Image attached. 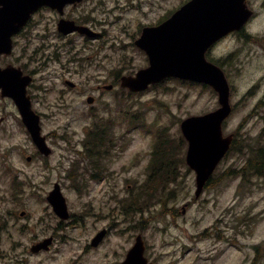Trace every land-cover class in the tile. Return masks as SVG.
I'll return each instance as SVG.
<instances>
[{"label":"rangeland","instance_id":"rangeland-1","mask_svg":"<svg viewBox=\"0 0 264 264\" xmlns=\"http://www.w3.org/2000/svg\"><path fill=\"white\" fill-rule=\"evenodd\" d=\"M186 1L84 0L69 18L88 17L99 38L55 39L56 26L47 22L53 11L37 14L43 24L35 21L16 38L0 65L34 71L32 103L53 150L38 151L13 103L7 102L16 114L0 108V264H120L129 237L134 243L140 233L154 264H264V173L246 170L264 145V0H252L256 13L244 33L226 36L210 53L231 84L234 109L224 134L237 132L236 147L199 197L196 173L184 161L173 167L174 183L159 186L148 201L139 198L146 183L154 185L149 167L158 132L178 144L182 120L219 107L208 85L167 78L136 92L120 82L149 64L135 44L143 27ZM96 125L107 126L110 139L94 146L92 158L87 145ZM57 182L68 205L64 220L47 200ZM36 235L54 237L50 252L30 254Z\"/></svg>","mask_w":264,"mask_h":264},{"label":"water","instance_id":"water-1","mask_svg":"<svg viewBox=\"0 0 264 264\" xmlns=\"http://www.w3.org/2000/svg\"><path fill=\"white\" fill-rule=\"evenodd\" d=\"M81 1L83 0H0V57L2 54H12L13 36L21 31L32 14L40 8L51 7L63 14L67 4ZM252 14L247 0H190L160 25L143 29L136 44L146 51L150 65L138 70L135 75L121 77L122 87L131 91L145 90L150 84L167 77L206 83L218 91L221 106L217 110L188 117L181 124L189 141L187 162L196 171V197L202 194L232 141L231 136L224 137L222 129L223 121L232 111L230 85L223 69L209 61L206 52L219 39L240 29ZM58 29L66 35L75 31L89 36L99 34L88 26L79 25L75 20L66 18L59 21ZM31 80L30 75L23 76L20 67H0L2 95L13 98L33 142L42 154L49 156L52 148L48 145L47 137L42 134L40 115L32 109V102L27 95V86ZM68 84L74 86L71 81ZM106 88L111 89L113 85H106ZM93 101L94 97H89L88 102ZM48 200L58 216L62 219L69 217L67 200L59 183H55ZM105 234L106 231H101L94 238L93 245H98ZM51 241L50 237L33 250L48 248ZM144 251V242L139 236L122 264H153L148 263Z\"/></svg>","mask_w":264,"mask_h":264},{"label":"flooded vegetation","instance_id":"flooded-vegetation-1","mask_svg":"<svg viewBox=\"0 0 264 264\" xmlns=\"http://www.w3.org/2000/svg\"><path fill=\"white\" fill-rule=\"evenodd\" d=\"M249 1V3H250V5H251V2H252V0H248ZM80 3H78V4H75V5H70V6H68L67 7V11H65V18H67V19H72V18H69V16H70V14H69V10L70 9H73V8H76L78 5H79ZM47 11V13H50L49 11H53L54 12V14H52V13H50L51 14V16H50V19H48L47 20V22H49V24H55V26H56V30L55 31H53L52 33H51V35L56 39V38H61V37H65V38H67V36H72V35H81V36H84V34H82V33H80L79 31H75V32H72V33H70V34H64V33H62V32H60V30L58 29V23H59V21H60V19L62 18V16H60L61 14L56 10V9H52L51 7H47V6H44V7H42V8H40L38 11H36L34 14H33V16L30 18V20L28 21V23L26 24V26H24L22 29H21V31L18 33V34H15L14 35V48H15V41H16V38L18 37V36H23L30 28H31V25L35 22V21H37L39 24H38V26L39 25H42L43 24V22H41L38 18H36V15L37 14H39V15H41V14H43L44 12H46ZM56 16H59V17H56ZM72 20H75L76 21V23L77 24H80V25H85V26H88V27H90L91 29H92V26H90L89 25V21H88V17H85V19L83 18L82 20H78V19H72ZM46 25L48 26V23H46ZM246 29V26L244 27V28H242L240 31H237L239 34H241V33H244L243 31ZM38 30V32L40 33V34H42V32L39 30V29H37ZM45 30H48L49 31V28L48 27H46L45 28ZM45 36H46V34H44ZM101 36V34L100 35H98V36H95V37H97V38H99ZM86 39L87 38H91V39H95V37L94 36H92V37H88V36H84ZM96 38V39H97ZM6 56H10V55H6V54H2V56L0 57V61L2 60V58L3 57H6ZM9 65H12V63H7V64H5V66H2V65H0L1 67H7V66H9ZM21 69H22V71H23V76H25V75H30L31 76V78H32V80H31V82H30V84H28V86H27V95L29 96V98H30V100H31V102H32V99H33V96H34V94H31L30 93V88L32 87V85L34 84V82H35V80H36V76H35V74H34V71L33 70H31V71H27V70H25L24 68H22V67H20ZM8 101H10L11 103H13L14 105H15V107H16V109L18 110V112H19V115H20V123H21V126L26 130V131H28L27 130V128H26V126L24 125V123H23V121H22V118H21V113H20V110H19V108H18V106H17V104L15 103V101L13 100V98H11V97H9V96H3L2 95V91L0 90V108L1 109H8V113L10 112H14L15 114H16V111L15 110H11L10 108H11V105H10V103H8L7 104V102ZM260 105L264 108V99H262L261 101H260ZM32 108L34 109V107H33V103H32ZM11 110V111H10ZM35 110V109H34ZM36 111V110H35ZM38 114L40 115V113L38 112ZM41 116V126H42V132H43V125H42V115H40ZM2 121H3V119H1L0 120V129H1V125H2ZM240 127V126H239ZM29 133V132H28ZM232 134H234V141L236 140V135H237V132L236 131H232L231 132ZM30 134V133H29ZM255 152L256 153H263L264 152V145H260V146H258L257 148H256V150H255ZM262 156L260 155L259 156V158H261ZM58 216V215H57ZM61 220H64V219H62L60 216H58ZM105 230V229H104ZM102 231V230H101ZM100 231V232H101ZM99 232V233H100ZM98 233V234H99ZM97 234V235H98ZM96 235V236H97ZM142 236V234L140 233L139 235H137V237H136V240H135V242L133 243V239H132V237L130 236L129 237V241H128V244H129V246H130V248H132L133 246H134V244L136 243V241L138 240V236ZM37 236V238H34L33 239V241H32V243H31V245H30V247H29V251H30V254L31 255H40V254H43V253H48V252H50L52 249H51V247H52V245H53V243H54V237L53 236H47V237H45V238H43L42 240H40V238H39V236L38 235H36ZM52 238V241L50 242V244L48 245V248H41V249H39V250H37V251H34L33 250V248L35 247V246H37L39 243H41V242H43V241H45L46 239H48V238ZM225 239V238H224ZM132 243H133V245H132ZM130 250V249H129ZM128 253V252H127ZM123 262V261H122ZM122 262L120 263V264H122Z\"/></svg>","mask_w":264,"mask_h":264},{"label":"trees","instance_id":"trees-1","mask_svg":"<svg viewBox=\"0 0 264 264\" xmlns=\"http://www.w3.org/2000/svg\"><path fill=\"white\" fill-rule=\"evenodd\" d=\"M107 128V126L100 127L96 125L93 128L92 133L89 134L90 142L87 146L89 155L92 158H95V154H93L92 152L94 146L97 144V146H101L104 141L106 142L107 139H110L106 137ZM177 141L178 144H176L175 140H173L172 137H169V135L165 136L164 133L159 132V136L157 138L153 151V158L151 161V175L152 177L155 175V179L153 180L154 185H152L151 189L152 192H150L151 195L156 192L159 186L165 187L167 183L171 184L172 182L176 181L175 178H172L176 176H172L171 174L174 172L173 167L175 168L180 163L179 148L183 147L185 144L182 137Z\"/></svg>","mask_w":264,"mask_h":264}]
</instances>
